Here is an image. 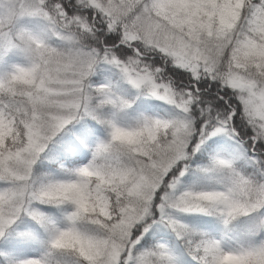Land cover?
Instances as JSON below:
<instances>
[{"label": "snow or ice", "instance_id": "6c2138e0", "mask_svg": "<svg viewBox=\"0 0 264 264\" xmlns=\"http://www.w3.org/2000/svg\"><path fill=\"white\" fill-rule=\"evenodd\" d=\"M0 264H264V0H0Z\"/></svg>", "mask_w": 264, "mask_h": 264}]
</instances>
